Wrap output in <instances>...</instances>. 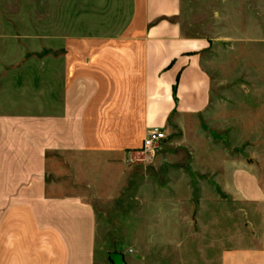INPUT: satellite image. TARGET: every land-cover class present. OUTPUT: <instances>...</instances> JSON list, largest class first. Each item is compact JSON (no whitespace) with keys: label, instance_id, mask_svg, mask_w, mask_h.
<instances>
[{"label":"crops","instance_id":"obj_1","mask_svg":"<svg viewBox=\"0 0 264 264\" xmlns=\"http://www.w3.org/2000/svg\"><path fill=\"white\" fill-rule=\"evenodd\" d=\"M181 7L130 0L114 28L0 35V264H103L76 159L122 160L149 128L209 107L210 43L184 34ZM242 166L225 191L247 204L248 227L219 264H264V184Z\"/></svg>","mask_w":264,"mask_h":264},{"label":"rangeland","instance_id":"obj_2","mask_svg":"<svg viewBox=\"0 0 264 264\" xmlns=\"http://www.w3.org/2000/svg\"><path fill=\"white\" fill-rule=\"evenodd\" d=\"M130 0H0V35L114 28ZM184 34L206 38L212 97L174 117L155 154L77 156V192L97 216L103 264H219L243 245L247 204L225 191L249 165L264 184V0H182ZM72 183V182H71Z\"/></svg>","mask_w":264,"mask_h":264},{"label":"built area","instance_id":"obj_3","mask_svg":"<svg viewBox=\"0 0 264 264\" xmlns=\"http://www.w3.org/2000/svg\"><path fill=\"white\" fill-rule=\"evenodd\" d=\"M166 137V132L163 127L155 126L151 127L147 131V135L143 141V146L141 151L146 154V157L151 158L156 149L158 148V144Z\"/></svg>","mask_w":264,"mask_h":264}]
</instances>
